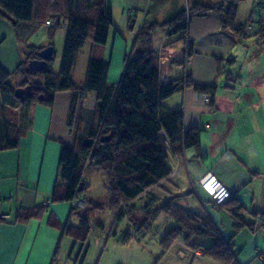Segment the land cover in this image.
<instances>
[{
  "label": "crops",
  "instance_id": "obj_1",
  "mask_svg": "<svg viewBox=\"0 0 264 264\" xmlns=\"http://www.w3.org/2000/svg\"><path fill=\"white\" fill-rule=\"evenodd\" d=\"M46 2L37 0L38 11L40 9L37 21L47 20L41 17V13H50ZM106 2L110 3L109 0ZM125 3L132 9L124 10L118 27L113 16L114 44L119 42L118 35L123 37V28L129 27L132 31L131 53H128V47L123 50L113 45L111 50L107 46L103 49V52L110 51L109 60L97 54L110 64V82L119 80L126 56L137 53L133 44L141 29L155 22L166 23L185 10L183 0H125ZM186 4L191 9L195 5L206 8L234 4L237 21L250 22L252 26L247 38L240 41L222 28L215 12L205 15L195 12L188 29L194 52L187 59V49L182 40H178L182 33L170 35L166 31L170 28L161 27L156 33L154 45L160 52L163 82L191 74L198 84L216 83L218 86L211 105H203L192 86L178 91L165 102L169 110L183 109L186 126L202 128L205 157H198L194 148H188L179 161L181 171L175 173L174 168L167 179L126 202L130 209L124 210L123 214L112 209L109 222L103 223L98 219L100 213L95 212V225L100 232L95 240L104 232L109 238L102 250L95 240L97 251L91 247L85 250V243L82 245L68 232H63L65 223L78 226L81 221L79 213L72 212L73 202L52 205L46 196L52 194L60 179V158L56 163L62 143L71 145L69 142L76 136L74 128L80 117L82 125L86 126L84 118L96 107V93L88 94L83 104L77 103L76 119L71 127L73 95L70 91L57 92L52 107L33 103L30 125L23 133L20 145L0 151V213H12L9 220L0 218V264H139V260H144V255L139 258L138 254L143 253L139 247L144 248L140 244L147 228L159 219L164 222L156 240L159 249L163 250V238L175 224L174 219L158 210L166 201L194 215L209 217L224 237L233 241L239 264H264L259 257L264 256V45L255 35L261 28L259 20L264 17V0H186ZM93 9L87 12L95 21L98 10ZM5 22L0 19V65L14 72L25 58L26 45L22 44L14 27L10 31L12 40L7 44ZM32 36L27 44L34 45L30 43ZM100 47L92 42L95 51L100 52ZM208 172L215 174L232 193L223 206L214 204L199 184L200 178ZM161 195L166 199L160 200ZM236 202L244 207L242 216L248 223L238 231L228 209ZM43 204L48 209L39 218L25 223L13 221L17 210ZM151 212L154 214H149ZM52 216L59 227L50 222ZM184 240L181 237L174 241L159 260L160 252L154 247L150 263L172 264L169 258L174 257L189 264H221L204 255L203 247L211 243L209 238L192 236L188 244ZM193 244L204 246L194 248ZM116 253L120 258L113 259ZM124 255H128L126 260Z\"/></svg>",
  "mask_w": 264,
  "mask_h": 264
},
{
  "label": "trees",
  "instance_id": "obj_2",
  "mask_svg": "<svg viewBox=\"0 0 264 264\" xmlns=\"http://www.w3.org/2000/svg\"><path fill=\"white\" fill-rule=\"evenodd\" d=\"M85 1L87 6L82 7V0H62L65 16H61L52 5L48 6V15L41 13V17L47 19L44 22H54V27L50 29L61 28L63 23H67L61 69L57 74L53 70L56 54L53 44L49 45L54 48L53 56L45 69L33 72L29 67V60L39 58L40 51L46 47L27 44L44 23L42 20L37 21L40 12L37 0H0V19H7L13 24L20 40L27 47L25 58L14 72L0 65V104L3 105L0 114V151L20 145L21 137L30 125V106L33 103L52 107L57 92L70 91L73 95L69 119L71 127L76 119L77 103L83 104L88 94L95 92L96 107L84 118L86 126L82 125L81 118L77 123L80 133L76 130V144L71 146L62 143L60 179L55 184L52 199L53 202H73L82 198L83 193L90 188L85 171L94 167L110 174L109 204L115 209L167 179L174 172L171 154L182 158L186 149L194 148L198 157H205L202 151V128L197 125L186 126L183 109L169 110L165 102L178 91L192 86L199 94H208L211 105L218 86L216 83L198 84L191 74L163 82L160 52L154 45L158 30L155 26L143 28L137 33L133 44L137 53L126 56L123 72L117 82L109 81V62L92 53L84 86H78L73 78V69L80 49L88 40L96 45L106 44L114 25L112 4L106 0ZM53 3L56 6L57 2ZM93 8L98 10L95 21L87 12ZM211 11L220 17L224 30L240 41L247 38L251 23L237 21V7L233 4L210 5L206 8L195 5L190 12L183 10L164 26L170 28V35L181 34L189 29L195 12L205 15ZM259 23L261 28L255 35L264 45V17ZM187 44L185 59L194 52L192 42L188 40ZM14 75L24 77L23 86L12 82ZM17 87H26L29 93L20 99L15 96ZM6 107L16 110L21 108L18 121L7 117ZM90 201L87 200L89 210L96 209L95 204L99 203ZM47 209L46 204L27 210L19 209L14 213L13 221L28 222L39 218ZM228 209L237 231L248 225L242 216V204L236 202ZM158 210L175 221L163 238L164 251L181 237L188 241L192 236H200L211 240L209 245H202L204 255L221 264H239L233 241L226 239L209 217L194 215L181 206L169 203L162 204ZM72 212L79 213L81 221L78 226L65 223L63 232H68L83 245L91 231L90 211L73 205ZM123 213L121 209L119 215ZM50 222L60 226L53 216ZM202 246L193 244L195 248Z\"/></svg>",
  "mask_w": 264,
  "mask_h": 264
},
{
  "label": "rangeland",
  "instance_id": "obj_3",
  "mask_svg": "<svg viewBox=\"0 0 264 264\" xmlns=\"http://www.w3.org/2000/svg\"><path fill=\"white\" fill-rule=\"evenodd\" d=\"M46 1H47L46 2L47 4L45 3L46 5H48V6L52 5L57 10V12L59 11V13H61V16H65V11L62 9V4H63L61 2L62 0H46ZM53 2H57L56 6L54 5ZM82 2H83V4H81V6L82 7H86L87 6L86 5L87 2L85 0H82ZM109 2L112 4L113 16H114V18L116 20L117 27H118L119 23L122 21V18L124 16V14H123L124 10L129 11L130 9H132V7H131V5L127 6L126 3H125V0H109ZM183 7L185 9L187 8L186 12L187 11H189V12L191 11V8L189 6L187 7L186 0H183ZM262 11H263V9H262ZM92 12L93 11H91L90 14H92ZM1 20L6 21L5 22V24H6L5 30H7V35H8L7 44H8L12 40V37L10 36V31L12 32V28L14 26L7 19H1ZM53 24H54V22H53ZM164 24L165 23L160 24L159 22H155L154 24H152L150 26L151 27L155 26V27H157L159 29L160 27L161 28H165ZM50 28H52V27H47L45 25V22H44L42 24V26L40 28H38L37 32H35L33 34L32 38L30 40V43H32L34 45L41 46V45H44L46 43H50L51 42L54 45L56 54H55L54 62H53V70H54L55 73L59 74L60 73V69H61L62 56H63V50H64V45H65V37H66L67 27L64 26L63 28L61 27V28L52 29V30H50ZM169 30H166V31L169 32ZM115 32H116V27L113 25L112 28H111L110 35L108 37V42L106 44H104V45H101V47H100L101 51L100 52H97V51H95V49L92 48V41L91 40H88L86 42V44L84 45V47H82L80 49V51H79V53L77 55V59H76V63H75L74 69H73V78H74V80H75V82L77 83L78 86H81V87L84 86V82H85L86 75H87V70H88V64H89V60H90V57H91L92 53H96V54H98V55H100V56H102V57H104V58L109 60L110 59V55H111L110 51L103 52V49L105 48V46H107L111 50V47L113 45H116V47H120L123 50L128 47L127 48L128 53H131V50H132L131 49V46H132V34H131L132 31H131V29L129 27H127V26L124 27L123 28V37H120L118 35L120 43L118 42L116 44H114L115 41H116L115 38H114ZM182 35L183 36H182L181 40H182L185 48L187 49V45H188L187 43H188V40H189L188 34L182 33ZM26 49H27V47H26ZM38 78L39 77L33 78V81H36ZM23 79H24V77L23 78L22 77H18V78L15 77L14 78V76H13L12 77V82L14 84H16L17 86H23V83H24ZM2 106L3 105L0 104V114H2V112H1V107ZM6 110H7L6 114H7L8 118H10L12 120H17V121L19 120L20 113H21V108L19 110L18 109L16 110V109H13L11 107H6ZM76 130L79 131L77 125H75V128H74V135L76 134ZM79 133H80V131H79ZM69 143L71 144V146L75 145L76 144V139L74 138L73 141H71ZM58 162H59V157L57 156L56 165L58 164ZM181 168H182V166L178 163L177 166H176V172L175 173L181 171ZM102 171L103 172H99L94 167H92L89 170L85 171V179L90 183V188L86 192L83 193L82 198H85L86 202H87V200L89 202H92L90 200H93V201H96L97 203H99V204H95L97 208L96 209H92V210H89L88 203H86V206L83 207V208L79 207L80 209L85 210L87 212L90 211L89 212L90 213L89 216L91 217V222H92L91 223L90 234L88 236V239L85 242V250L87 248L91 247L92 248L91 250H93L95 248L94 250L97 251V248H98V247L96 248L97 245H99V247L102 250L105 247V243L107 242V240L104 239L103 241L99 242L100 244H97L98 238L102 237V235L97 237L96 240H95V237L100 233L98 231V227L95 225V220H94L95 219V216H94L95 212H99L100 213L99 216H98V219L100 221H102L103 223H108L110 218H111V214H112V207L109 204L110 195H108V194H110V184H111L110 178H111V176H110V174L107 171H104V170H102ZM157 194H158V191H157ZM46 197H47V199L51 200V204L52 205L53 204H65L66 205V203L68 202V201H56V202H53L51 192ZM165 199H166L165 196L161 195L160 200H165ZM166 203L170 204V202H168V201H166ZM170 205H172V204H170ZM121 209L128 210V209H130V206L127 205V203H125L124 205L120 204L114 210H115V212L119 213ZM149 214H154V212H151ZM114 216L117 217V214L114 213ZM71 221L74 222V220H71ZM112 224H113V222H112ZM163 224H164V222L160 221V219H159V220H157V221H155L153 223L152 227H148L147 230L145 231L146 232L145 237L143 238V240H142V242L140 244V245H143L144 248L143 247H139L140 249H142L143 253H139L138 254L139 258H140V255L143 254L144 255V260L143 261L139 260V264H151L150 261L152 259L151 257H153L152 255H154V252H153V248L154 247H156L158 249V251L160 252V254L158 256V260L162 259V257L164 256V253H163L164 249L163 250L161 248L159 249V247H158V245L156 243V240L158 239V235H159V233L161 231V228H162ZM104 233H106V232H104ZM94 240H95V242L97 244L96 246L94 244ZM184 241L188 244V242L186 240H184ZM173 243H174V241H173ZM189 246H191V245H189ZM116 256L118 258H120V255L116 253V255L113 256V259H115ZM124 258L126 260L128 258V255H126ZM169 262H171L172 264H189L188 261H182V260H179V258H174V257H170L169 258Z\"/></svg>",
  "mask_w": 264,
  "mask_h": 264
},
{
  "label": "built area",
  "instance_id": "obj_4",
  "mask_svg": "<svg viewBox=\"0 0 264 264\" xmlns=\"http://www.w3.org/2000/svg\"><path fill=\"white\" fill-rule=\"evenodd\" d=\"M45 25L47 27H53L54 24L52 21H46ZM67 27V23H64L62 25L63 27ZM184 34H188V30L183 32ZM198 99L202 102L203 105H210L211 98L208 94L205 93H198ZM165 144L168 146L167 142L164 141ZM171 160L174 165V168L176 169L177 164L180 161V157L174 156L171 154ZM199 184L201 187L207 192V194L211 197L212 201L216 205H222L226 200H228L231 196L232 193L231 191L217 178L215 174L212 172L206 173L203 177L200 178ZM86 201L84 199L79 198L78 200L73 201V205L76 207H85L86 206ZM205 205V203H204ZM0 217L2 219H11L12 218V213L10 212H2L0 213ZM109 234L108 233H103L102 237H99L97 240V243L100 244V241H103L104 239L107 240ZM260 259L264 262V256H259Z\"/></svg>",
  "mask_w": 264,
  "mask_h": 264
},
{
  "label": "water",
  "instance_id": "obj_5",
  "mask_svg": "<svg viewBox=\"0 0 264 264\" xmlns=\"http://www.w3.org/2000/svg\"><path fill=\"white\" fill-rule=\"evenodd\" d=\"M54 48L53 46H46L39 53V58L29 60V67L33 72H39L45 69L49 60L52 59ZM29 93L26 87H17L15 89V96L22 99Z\"/></svg>",
  "mask_w": 264,
  "mask_h": 264
}]
</instances>
